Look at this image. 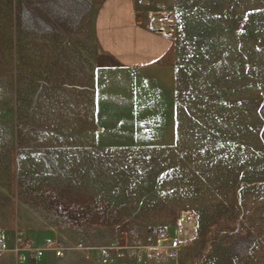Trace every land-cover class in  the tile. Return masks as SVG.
I'll return each instance as SVG.
<instances>
[{"label":"rangeland","instance_id":"rangeland-1","mask_svg":"<svg viewBox=\"0 0 264 264\" xmlns=\"http://www.w3.org/2000/svg\"><path fill=\"white\" fill-rule=\"evenodd\" d=\"M110 2L0 0V264H89L78 243L129 250L159 227L180 239L174 258L113 264H264V0H136L177 43L175 138L106 147ZM49 238L64 258L23 248Z\"/></svg>","mask_w":264,"mask_h":264},{"label":"crops","instance_id":"crops-1","mask_svg":"<svg viewBox=\"0 0 264 264\" xmlns=\"http://www.w3.org/2000/svg\"><path fill=\"white\" fill-rule=\"evenodd\" d=\"M110 1L97 24L109 62L97 71L96 143L175 138L177 43L142 20L136 0Z\"/></svg>","mask_w":264,"mask_h":264},{"label":"built area","instance_id":"built-area-1","mask_svg":"<svg viewBox=\"0 0 264 264\" xmlns=\"http://www.w3.org/2000/svg\"><path fill=\"white\" fill-rule=\"evenodd\" d=\"M148 238L151 239V243L147 245L138 243L131 248L125 247L129 248V250L122 249L117 251L115 247L111 246H84L82 243H78L76 248L83 253L89 264H113L117 261L125 262L128 256H132L143 262L149 260L159 261L164 257L174 258L178 254L180 239L170 235L166 229L161 227L156 228ZM153 240L156 241V245H154L155 242ZM23 248L29 257L35 259L43 257L57 258L66 255V247L60 240L54 238H49L40 245H35L31 241H27ZM7 249L8 242L0 235V254L7 251ZM23 256L26 257L25 255Z\"/></svg>","mask_w":264,"mask_h":264},{"label":"bare ground","instance_id":"bare-ground-1","mask_svg":"<svg viewBox=\"0 0 264 264\" xmlns=\"http://www.w3.org/2000/svg\"><path fill=\"white\" fill-rule=\"evenodd\" d=\"M156 23H160V24H162V23H165V24H168V26H170V20H168L167 18H163V19H156V21H155ZM185 222V224H186V230L188 229L190 232H192V231H194V229H193V221L192 220H186V221H184ZM188 230L186 231V233H187V235H189L190 237H192V235H190L191 233H188Z\"/></svg>","mask_w":264,"mask_h":264}]
</instances>
